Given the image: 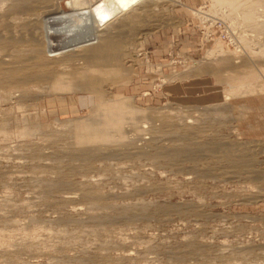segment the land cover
<instances>
[{"label":"rangeland","instance_id":"1","mask_svg":"<svg viewBox=\"0 0 264 264\" xmlns=\"http://www.w3.org/2000/svg\"><path fill=\"white\" fill-rule=\"evenodd\" d=\"M237 1L142 0L57 55L66 0H0V264H264V0Z\"/></svg>","mask_w":264,"mask_h":264},{"label":"bare ground","instance_id":"2","mask_svg":"<svg viewBox=\"0 0 264 264\" xmlns=\"http://www.w3.org/2000/svg\"><path fill=\"white\" fill-rule=\"evenodd\" d=\"M140 1L142 0H67L68 9L57 5V9L46 15L51 50L58 55L90 46L98 39L105 26L130 11ZM234 1L237 0H230V3L236 6Z\"/></svg>","mask_w":264,"mask_h":264},{"label":"built area","instance_id":"3","mask_svg":"<svg viewBox=\"0 0 264 264\" xmlns=\"http://www.w3.org/2000/svg\"><path fill=\"white\" fill-rule=\"evenodd\" d=\"M67 1V0H66Z\"/></svg>","mask_w":264,"mask_h":264}]
</instances>
